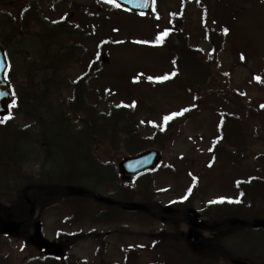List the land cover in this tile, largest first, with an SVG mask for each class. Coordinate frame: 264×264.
Segmentation results:
<instances>
[{
	"label": "rangeland",
	"instance_id": "rangeland-1",
	"mask_svg": "<svg viewBox=\"0 0 264 264\" xmlns=\"http://www.w3.org/2000/svg\"><path fill=\"white\" fill-rule=\"evenodd\" d=\"M8 1L12 3L16 0H4L5 9ZM92 2L63 0L55 5V12L50 11L51 13L44 15L43 19L51 23L61 14L68 15L72 10L74 20L86 17L87 14L84 12L88 5L93 6ZM154 3V11L145 17L128 13L117 14L114 10L108 16L95 15L100 25L93 34L87 29L79 34L85 56L80 64L68 72L66 78L60 79L59 83L65 85L67 91L61 93L59 97L61 102H68L74 90L70 87L71 82L85 74L90 60L102 58L103 54L105 61H102V67L93 71L86 81L88 91L86 104L94 105L96 114L107 116L109 108L116 109L125 104H136V110H131L129 117L135 121L134 126L140 134L153 136L155 131L163 129L165 116L178 117L173 114H181L185 107L191 105L198 106V110L191 113V116L185 118L182 116L173 123V126L177 124V128H172L171 140L163 149L147 145L144 151L156 150L161 153V168L140 177L134 186L137 191L146 189L154 204L165 206L181 200L195 180L200 188L201 201H196L193 207L202 216L209 202L241 200L235 184L238 180L245 181L249 175L250 169L236 171L218 160L210 163V146L215 138V125L219 122V113L237 114L243 121L242 106L236 103L229 105L222 98L215 99L212 97V91L230 93L235 99L238 98L237 101L243 106L264 109V0H193V2L185 0V5L181 9L180 5L183 6L181 0H154ZM40 5L42 11H45L49 4L40 0ZM2 10L0 8V27L2 33L6 35L4 8ZM216 24L227 26L228 33L221 52L213 58L204 32L206 27ZM93 28L95 29V27L91 29ZM35 29L32 26L28 35H34ZM165 29L173 33L178 32L182 36L184 34L187 45L199 49L210 73L204 86L198 87L190 80H184L183 76L174 77L173 85L156 84L157 87L146 83L143 76L134 83L130 81L137 72L144 76L151 75L152 78L170 75L174 70L180 73L170 62V53L175 49L174 44H171L169 39L166 43L165 39L161 42L156 40ZM136 41H143L145 44L153 41L157 46L162 45L156 49L149 46L137 47L134 46ZM14 44L17 43L10 44L8 52L19 65ZM20 47L22 46H18ZM257 77L259 79H256ZM184 85L189 89L184 90ZM192 97L196 103L191 102ZM34 108L38 110L34 115L40 119L43 117L36 127H32L34 119L11 116L7 123L9 129L0 128V206H6L11 202L17 187L13 182L6 180L5 176L10 175L7 167L11 166L10 163L14 159L26 160L33 153H37L38 158L45 161V172L50 176L49 179L56 181L66 179L74 187L96 188L94 192L109 197L113 192L110 186L99 185L110 177L111 171L104 168L111 164L115 166L116 177L110 185L119 187V191L121 187H131L118 180L116 165L128 156L124 148H119L116 139L112 140L108 133L98 128L90 130L89 125L84 128L86 134L75 133V127L76 131L79 129L76 126L77 122L84 121L78 120V117H82L81 113L70 118L72 122L69 123V128L73 130L71 131L60 122L57 109L45 108V105H35ZM262 125L264 126V121ZM262 125H252L259 128L260 138L264 136ZM252 126L248 125V130ZM24 130L31 132L21 134ZM94 131H100L98 136H95ZM97 137L101 140H97ZM86 141L92 147L90 155L97 163L79 161L84 155ZM231 153L244 161V164L251 165L254 160L257 161L258 156L263 155L264 148L260 143H256L240 150H231ZM34 159L26 163V166L20 167L18 164L14 167L18 169L20 175L36 176L41 170L40 163ZM103 163L109 165L106 167L99 165ZM108 168L111 170V167ZM247 201L244 198L241 203L245 205ZM79 205L84 217L80 223L75 219L72 222L68 218L71 216L63 202H55L36 209V217L41 223L43 236L51 242L63 245L66 256L76 259L81 264H120L123 262L125 247L142 246L139 264L154 261L156 263L155 255L148 249L151 241L157 240L164 229L162 224L154 219L142 220L139 215L129 213L121 214L119 218L114 219L115 215H109L107 223L95 224L93 218L99 207L91 205L89 208L87 203L77 206ZM74 210L79 211V207H75ZM187 231V225H181L178 237L181 233L185 236ZM245 232L229 241V251L239 256L235 259L250 263L260 259L263 263V256L259 253L264 254V231L254 235L249 234V231ZM201 234L204 239L209 236L205 232ZM96 235L101 237L98 241L106 247L102 256L98 250V242L93 239ZM25 246L23 240L16 235L0 238V256L7 257L8 264H21L30 255L31 257L36 255L35 250L32 251ZM203 249L204 247H201L199 253Z\"/></svg>",
	"mask_w": 264,
	"mask_h": 264
},
{
	"label": "trees",
	"instance_id": "trees-1",
	"mask_svg": "<svg viewBox=\"0 0 264 264\" xmlns=\"http://www.w3.org/2000/svg\"><path fill=\"white\" fill-rule=\"evenodd\" d=\"M190 1L193 2V0ZM181 4L184 7L185 0H181ZM176 22L181 23L179 21ZM155 25L157 26V23H155ZM65 29H63L62 26H59L56 29L53 28L52 30L45 29L41 33L42 36L38 35L39 40H37V42H34V44L30 43L29 46L22 51L18 48V44H14L17 56L27 54L30 56L31 60L33 58L31 67L28 68V73L26 75H23V73L20 72L18 63L14 61H12V69L7 75V79L13 86V91L17 99V104L12 110V113L16 117H23L25 114L29 116L28 113H26L25 108L29 107L33 110L35 105H45L46 108L47 104L51 105V103H56V99H52V97L60 94L62 89H65L66 87L59 83L60 79L63 78L61 75L62 70L72 64L78 65L81 63L84 49L82 46L76 45L78 44V41L75 40V34L78 30ZM224 29H228V27L216 24V26L206 27L204 32L210 45V53L213 58H216V55L221 52L224 46L226 36ZM54 33H57L56 36ZM162 33H164V31L161 32V34ZM167 33L168 35L164 37L165 43L169 39V42L174 44L175 47L174 52L170 53V62L173 63L174 69L178 68L177 70L180 73L175 70L171 72V77L169 74L163 75L167 76L168 79L160 80V83L157 85H173L174 77L183 76L184 80H190L196 84V86H204V83L209 79L210 73L207 65L203 62L201 52L198 49H193L187 45L184 34L182 36L178 32L173 33L172 31ZM65 36L67 37L66 40L64 38ZM1 45L6 50L9 48V44H7L4 39L1 40ZM90 72L91 71H88L75 83L70 84V87L74 88V102L72 103V106L75 107L74 114L75 116H78L80 113H84L85 121L83 126L86 128L88 127L87 125H89L90 130L98 128V130L108 133L112 140H117L119 148H124L127 156L136 155L144 151L147 145L148 147H154L155 145V147L163 149L171 140L172 135L170 131L173 127L175 129L177 128V124L173 126V123H175L176 120H179L178 118H181L182 116L185 118L198 110V106L196 105L185 107L183 115L180 117L179 115L178 117L174 116L171 120L165 122L162 130L155 131L153 136H143L135 128V121L131 116L129 117L131 110H136L135 107L127 105L118 109L109 108L107 116H104L102 114H96L94 105L91 106L90 104L89 106L86 104L87 100L85 95L88 94V91L86 90V81L90 78ZM180 78L182 79V77ZM188 86L190 87L193 85ZM183 89L187 90L189 88H186L184 85ZM195 96L196 95L194 94V98H196ZM212 97L215 99L222 98L224 102L229 105H234L236 103L242 106L243 121L240 120L241 118L237 114L230 115L224 112L219 113L220 120L218 124L215 125V140L210 147V161H221L223 164L236 171L241 170L242 168L250 169L248 170L250 177L248 178L247 183L241 184L238 188L243 196L250 200V205L247 207L248 209L246 212L242 211L243 213H241L233 211L231 206H227L224 203L209 204L204 208L201 217L204 218L206 225L214 226L228 218H239L243 220L254 218L264 219V153H262L263 155L260 157L258 156L257 161L254 160L251 165L244 164V161H241L231 153V150H240L243 147L251 146L256 143H260L264 148V136L260 138L259 128L252 126L257 124L261 126L263 124L264 109L258 110L250 105L243 106L240 101H237L239 99H235L230 93H215L212 91ZM194 98L192 97V101L190 100L192 103H196ZM66 111L70 112L71 109L68 108ZM7 123L8 122L6 121L5 124H0V128L7 129L9 127ZM97 123H100V125H97ZM248 125L252 126L250 130H248ZM261 128L264 129V126L262 125ZM100 131H94L96 132L95 136H98ZM97 138V140H101L99 137ZM97 142L98 141H96V143ZM91 151L92 147L88 142L84 155L79 158V161L83 163L87 161L94 163L95 161L97 163L96 159L90 155ZM32 158H35L34 160L40 163L41 172L36 176H32L31 174L20 175L18 169L14 167L15 165H18L16 164V161L20 164L18 166L22 167V165L26 166L25 164L30 162ZM10 164L11 166L9 165V167H7L10 170V175L5 177L8 182H13L17 187L14 190L15 193L12 196L11 202L6 206H0V216L18 222L25 221V225L21 230L23 234L22 237L28 235L29 228V223L26 221L29 205L26 203L25 198L33 200L38 194L40 187L45 188L47 191L40 194L37 198L36 206L38 208H42L46 206V204L60 202L61 199L65 200L63 205L66 206L68 200L78 199L79 197L66 195L65 191L66 189H69V187L87 190L89 192L95 191L93 189H88L87 187H74L66 179H64L65 181L49 179L50 176L45 172L46 163L38 158L37 153H33L26 160L24 158L14 159ZM99 165L106 167L109 163ZM108 167L114 169L115 166L110 164ZM115 177L116 176H111L104 185L110 184ZM16 179L17 182H15ZM125 184L130 185L131 187H121L120 191H118L116 187L109 185L116 196L115 198H112L113 200L120 203L136 202L147 208L153 207L151 197L146 189L137 191L134 182L132 184ZM198 194L199 188L193 184L192 188L188 190L183 202L174 207L183 210L192 208L194 203L200 200ZM85 198L91 200L89 196H85ZM91 202L93 203V201ZM77 205L78 204L74 206L81 208L80 205ZM120 213L124 214V212ZM73 214L77 219L83 217L80 211H74ZM100 214H103V212L101 211ZM139 215L142 219L150 220V217L146 214L139 213ZM181 218V215H176V219L178 220H172L174 221V224L167 227V230L172 232L171 237L174 241L163 236L162 239L155 242V249L153 246L150 247L149 251L156 257V263L154 264H229V259L239 257L235 252L229 251L228 244L230 239L236 235L235 233L243 234L246 233L245 231H249V233L253 232L249 228L238 226H216L212 230H209V236L202 240V247H204V249L199 253L192 251L187 241L184 239L182 241L178 237L177 233L179 232V227L183 224L181 220H179ZM98 238L101 237L97 235L93 237V239L98 242L97 245L100 252V250L104 248V245H101V241H98ZM140 250H142V247H140V249L132 247L125 248V251L123 252V262L120 264H139ZM259 260H254L249 263L264 264V257L262 258L263 263ZM50 261L49 258L44 257L43 264H48ZM8 262V260L0 256V264H8ZM35 263H39V259L27 258L21 262V264Z\"/></svg>",
	"mask_w": 264,
	"mask_h": 264
},
{
	"label": "water",
	"instance_id": "water-1",
	"mask_svg": "<svg viewBox=\"0 0 264 264\" xmlns=\"http://www.w3.org/2000/svg\"><path fill=\"white\" fill-rule=\"evenodd\" d=\"M118 5L133 10L139 13H147L150 11L152 6V0H113ZM7 69V63L5 60L4 53L0 48V117L8 114V106L13 102V96L11 94L10 88L5 80V72ZM161 157L156 151H148L136 157H130L123 159L117 166L118 173L120 174L121 180H131L135 176L145 171H153L160 162ZM71 193H81L76 191H71ZM95 199L99 202L108 203V200L95 195ZM125 211H146V209L137 204L125 203L120 205ZM164 212H169L168 207L162 209ZM34 215V203L31 204L30 217ZM189 225L192 229L187 234V240L196 243L199 241L200 236L195 231L196 229L204 226V223L198 221V215L193 210H188L184 213ZM225 223L230 226L241 225L249 226L251 228L257 229L264 227V220H251V221H241L237 219L228 220ZM20 224L4 221L0 218V228L3 234H15L19 231ZM28 243L36 247L37 249H43L48 256H61L62 248L59 245L50 243L46 241L40 233V224L36 223L34 225V232L28 238ZM197 249V246L194 247ZM233 264H242L240 262H233Z\"/></svg>",
	"mask_w": 264,
	"mask_h": 264
},
{
	"label": "flooded vegetation",
	"instance_id": "flooded-vegetation-1",
	"mask_svg": "<svg viewBox=\"0 0 264 264\" xmlns=\"http://www.w3.org/2000/svg\"><path fill=\"white\" fill-rule=\"evenodd\" d=\"M44 2H48V8L45 11H42V7L40 5V0H16L14 2H9L7 5V25H8V35H10L12 21H20V25H28L29 23H35L36 21H44L43 16L49 13L55 12V5L63 2V0H43ZM72 10V6L70 7ZM86 9V8H85ZM92 5H88V9L85 10L87 15L91 14ZM97 10V8H96ZM73 11V12H72ZM70 14L63 13L59 16V18L54 19L53 21H59L60 19H64L69 23L70 20L73 19L74 10H72ZM81 13V12H80ZM48 18V17H47ZM158 213V212H157ZM166 220V218H164Z\"/></svg>",
	"mask_w": 264,
	"mask_h": 264
},
{
	"label": "snow or ice",
	"instance_id": "snow-or-ice-1",
	"mask_svg": "<svg viewBox=\"0 0 264 264\" xmlns=\"http://www.w3.org/2000/svg\"><path fill=\"white\" fill-rule=\"evenodd\" d=\"M109 2H111V0H109ZM116 6L119 7V5H116ZM224 32L227 34L228 29H224ZM167 35H168L167 31H165V32L162 33L161 35L157 36V37H156L157 42H161V41L164 39V37L167 36ZM242 58H243V57H242ZM149 79H152V78L149 77ZM160 79H161V80H165V79H168V77H167V76H163V77H160ZM256 79H259V77H257ZM13 107H15V105H13ZM179 114H180V113H176V114H173V115H179ZM8 119H11V117H8ZM171 119H172L171 116H165V117H164L165 122H167V121H169V120H171ZM0 123H3V121H0Z\"/></svg>",
	"mask_w": 264,
	"mask_h": 264
}]
</instances>
